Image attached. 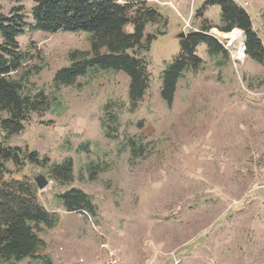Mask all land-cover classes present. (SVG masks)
<instances>
[{"label":"rangeland","instance_id":"rangeland-1","mask_svg":"<svg viewBox=\"0 0 264 264\" xmlns=\"http://www.w3.org/2000/svg\"><path fill=\"white\" fill-rule=\"evenodd\" d=\"M36 1L0 0V14L22 6L31 24ZM147 1L167 24L146 27V35L157 38L143 53L150 84L137 104L124 71L93 68L73 85L54 87L70 52L91 49V33L27 26L18 36L31 59L15 76L27 72L26 91L44 89L50 100L8 141L36 151L40 162L48 159L26 161L14 173L38 188L39 177L49 181L39 188V200L59 222L38 228L45 253L51 264H93L110 252L123 264H264V64L246 51L240 57L244 33L217 27L219 6L198 17L205 0ZM235 1L249 12L264 44V0H248V6ZM170 2L178 3L176 9ZM203 18L228 55H211L201 44L197 54L204 62L184 73L170 106L161 95L163 73L180 51V33L197 30ZM237 29L234 42L220 34ZM131 138L140 145L138 156ZM67 158L74 162L73 181L60 184L49 166ZM71 188L92 197L96 216L64 209L58 195ZM5 264L47 262L38 257Z\"/></svg>","mask_w":264,"mask_h":264},{"label":"trees","instance_id":"trees-1","mask_svg":"<svg viewBox=\"0 0 264 264\" xmlns=\"http://www.w3.org/2000/svg\"><path fill=\"white\" fill-rule=\"evenodd\" d=\"M147 0H37L32 8L33 22L28 24L21 13L23 7L13 9L9 15L0 14V264L21 261L25 258H43L51 264L46 251V241L39 234L40 225L53 228L59 222V214L49 211L39 200V188L27 179L14 177L26 161L40 162L36 151L25 152L20 146L8 144L9 139L23 131L24 123L32 113H40L50 105L44 89L36 93L26 91L28 74L17 77L31 59L22 50L18 36L29 26L32 30L55 33L62 30L91 33L90 50H73L70 64L57 71L54 87L73 85L80 76L93 68L124 71L130 78L129 97L134 104L142 100L150 84V72L143 53L150 50L157 34L145 33L148 24L167 19L158 8ZM211 6L221 10L220 24L223 32L235 28L243 31L247 56L264 64V44L253 26L249 12L235 0H205L198 17ZM264 19V8H263ZM129 26L132 29H129ZM213 25L203 18L197 30L180 37V51L163 73L162 98L171 106L175 100L179 80L188 70H197L204 60L197 54L201 44L211 55L228 51L210 30ZM115 127L112 128L115 131ZM111 136L112 134H109ZM133 156H138L140 145L130 139ZM13 164L15 170L9 168ZM74 162L65 159L49 166L51 178L60 184L73 181ZM97 173V172H95ZM66 211L98 214L92 197L80 188H71L58 195Z\"/></svg>","mask_w":264,"mask_h":264},{"label":"built area","instance_id":"built-area-1","mask_svg":"<svg viewBox=\"0 0 264 264\" xmlns=\"http://www.w3.org/2000/svg\"><path fill=\"white\" fill-rule=\"evenodd\" d=\"M250 3L248 0H246L244 2V5L248 6ZM170 5L176 9L178 3H172L170 2ZM190 19H191V16L188 20H186V27H191V24H190ZM244 49V52H245V43H243V47ZM93 264H123L122 261L120 260V258L114 253V252H110V254L103 258V259H100L99 261H97L96 263H93Z\"/></svg>","mask_w":264,"mask_h":264},{"label":"bare ground","instance_id":"bare-ground-1","mask_svg":"<svg viewBox=\"0 0 264 264\" xmlns=\"http://www.w3.org/2000/svg\"><path fill=\"white\" fill-rule=\"evenodd\" d=\"M224 38H227L230 40V42H234L236 40L239 39L240 36V31L237 29L236 31L232 32V33H220ZM237 52L239 53L240 57H243L245 55L244 49L241 48H237ZM239 57V58H240Z\"/></svg>","mask_w":264,"mask_h":264},{"label":"water","instance_id":"water-1","mask_svg":"<svg viewBox=\"0 0 264 264\" xmlns=\"http://www.w3.org/2000/svg\"><path fill=\"white\" fill-rule=\"evenodd\" d=\"M185 35L186 34L184 32H181L179 36L184 37ZM37 180H38V184H39L40 189L45 188L49 183V181L44 177H39Z\"/></svg>","mask_w":264,"mask_h":264},{"label":"crops","instance_id":"crops-1","mask_svg":"<svg viewBox=\"0 0 264 264\" xmlns=\"http://www.w3.org/2000/svg\"><path fill=\"white\" fill-rule=\"evenodd\" d=\"M214 7H216V6H214ZM209 9H210V7H209ZM254 26V25H253ZM255 28V27H254Z\"/></svg>","mask_w":264,"mask_h":264}]
</instances>
